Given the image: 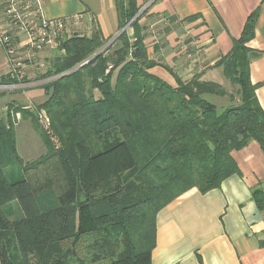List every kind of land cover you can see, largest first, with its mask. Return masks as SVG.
<instances>
[{"label": "trees", "instance_id": "1", "mask_svg": "<svg viewBox=\"0 0 264 264\" xmlns=\"http://www.w3.org/2000/svg\"><path fill=\"white\" fill-rule=\"evenodd\" d=\"M116 8L119 28L131 20V36L125 29L100 51L99 31L59 38L41 76L51 78L42 85L47 100L33 110L10 103L0 113V264H151L158 211L192 188L219 187L237 172L231 152L250 140L264 151L259 84L249 74L257 9L212 66L237 87V101L218 111L206 95L234 96L202 73L176 87L150 73L156 62L135 0H116ZM19 82L0 78V85ZM16 113L45 146L33 161L18 156ZM13 164L24 178L11 183L3 170ZM252 197L264 209V190ZM15 199L24 217L11 221L2 206Z\"/></svg>", "mask_w": 264, "mask_h": 264}, {"label": "crops", "instance_id": "2", "mask_svg": "<svg viewBox=\"0 0 264 264\" xmlns=\"http://www.w3.org/2000/svg\"><path fill=\"white\" fill-rule=\"evenodd\" d=\"M2 2L0 24L9 31L21 54L23 82L6 85L8 89L0 95V107L6 111L7 104L12 103L33 110L48 98L42 85L51 78L41 76L57 50L50 45L28 50L25 34L3 15ZM37 2L46 18L64 21L63 30L73 29L85 35L99 31L103 40H109L122 28L116 0ZM135 2L147 55L156 62L149 72L171 87L196 73H202L201 78L205 79L219 69L213 64L230 51L246 18L257 9L254 37L248 43L257 55L250 59L249 74L250 81L259 84L255 96L264 111V0ZM126 31L130 36L133 34L129 25ZM8 74L10 66L0 46V78ZM94 95L98 97L99 93L95 90ZM14 127L16 150L24 162L45 153V146L29 119H22L19 114ZM23 140L31 141V145L35 141L40 143L41 153L28 155L29 148L23 151L20 146ZM231 156L237 172L223 179L219 187L205 193L192 188L158 211L151 264H264V209L252 197L254 189L264 190V151L257 141L250 140L233 150ZM3 171L11 183L24 178L19 164L9 165ZM2 209L11 221L24 217L16 199L5 203Z\"/></svg>", "mask_w": 264, "mask_h": 264}, {"label": "built area", "instance_id": "3", "mask_svg": "<svg viewBox=\"0 0 264 264\" xmlns=\"http://www.w3.org/2000/svg\"><path fill=\"white\" fill-rule=\"evenodd\" d=\"M3 15L9 24L16 26L26 36L28 50H37L44 45L54 44L64 29L62 19H48L37 0H3ZM0 46L3 48L10 66V74L17 80L23 79V66L20 52L17 51L9 31L0 24ZM19 118V114H15ZM40 122L48 124L46 114L38 113Z\"/></svg>", "mask_w": 264, "mask_h": 264}, {"label": "rangeland", "instance_id": "4", "mask_svg": "<svg viewBox=\"0 0 264 264\" xmlns=\"http://www.w3.org/2000/svg\"><path fill=\"white\" fill-rule=\"evenodd\" d=\"M125 30V29H124ZM120 32V31H119ZM117 33L115 36H114V39L116 38V36H118L120 33ZM73 34H80V32L78 31V32H76V31H74L73 29L72 30H63V31H61V33H60V38L63 40V39H65V38H68V37H70L71 35H73ZM114 39L112 38V39H109V40H106L103 44H102V46L97 50V51H100V50H103L106 46H108V45H110L113 41H114ZM44 46H47V45H44ZM44 46H42V47H44ZM42 47H40V49L42 48ZM50 47H52V48H55V45L54 44H50ZM22 58V57H21ZM207 78H205V79H213L214 81H216V82H219V83H221V85L228 91V93H230V94H232V96H234V98H235V100L234 101H231L230 99H229V97L228 96H225V97H219V96H216V95H210V94H208V95H206L205 96V98L210 102V103H212V104H214L216 107H217V109H218V111H222V110H224L226 107H229L230 105H232L231 103H235L236 101H237V97H236V93H235V90H236V86H232L224 77H223V75H222V73H221V70H220V68L219 69H217L216 71H213L212 73H210V75H208V76H206ZM49 79V78H48ZM204 78H201V80H205ZM1 87H0V95H2V94H4L5 92H3L4 90H6V89H8V87L6 86V85H0ZM0 104H2V103H0ZM9 104L10 103H8L7 105L9 106ZM6 109H7V107H6ZM6 112L7 111H5V110H3V109H1V107H0V113L3 115L4 113L6 114ZM3 116H5V115H3ZM18 138L20 139V136H18ZM27 143V144H26ZM31 145V141H29V142H26V140H23V141H21L20 142V146L23 148V151H24V149H27V148H29V154L28 155H30V154H35V155H37V153H41V148L42 147H40L41 145H40V143H37L36 141H35V143H32V145ZM31 147V148H30Z\"/></svg>", "mask_w": 264, "mask_h": 264}, {"label": "water", "instance_id": "5", "mask_svg": "<svg viewBox=\"0 0 264 264\" xmlns=\"http://www.w3.org/2000/svg\"><path fill=\"white\" fill-rule=\"evenodd\" d=\"M137 16V14L135 15V17ZM130 21L131 20H129L128 22H126L123 26H122V28L119 30L120 32H122L124 29H126L127 28V26L130 24ZM119 32V33H120ZM117 37V36H116ZM89 61V59H85L84 61H82L79 65H78V67H81L82 65H84L85 63H87ZM1 87V86H0Z\"/></svg>", "mask_w": 264, "mask_h": 264}]
</instances>
